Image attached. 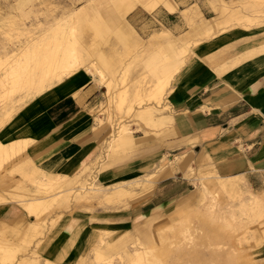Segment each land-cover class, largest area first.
<instances>
[{"label": "rangeland", "instance_id": "rangeland-1", "mask_svg": "<svg viewBox=\"0 0 264 264\" xmlns=\"http://www.w3.org/2000/svg\"><path fill=\"white\" fill-rule=\"evenodd\" d=\"M223 1L230 2L241 15L254 21L221 25L213 30L210 37L202 36L191 33L192 23L183 11L190 13L197 9L208 19L222 21L219 9L223 3L220 0H172L178 7L177 19L183 24L177 31L171 30L174 35L183 36L177 48L180 57H185L186 64L179 74L193 58L202 57L200 54L209 44L213 47L216 41L230 32L248 34L250 42L260 37L264 39V0ZM95 8L99 10L98 19L104 21L102 0H0V116L7 110L12 112L10 120L0 128V135L8 132L17 115L36 98L29 95L27 89L10 84L21 69V63L28 61L32 65V59H28L33 49L52 51L59 44L67 45L70 39L86 41L89 45L96 41L99 51L108 52L113 36L96 37L92 31L81 33L79 23L69 20L80 11L93 18L97 15ZM155 14L138 8L124 17V22L138 32L142 43L125 47L116 42L115 100L110 112L105 94L107 89L93 82L100 92L93 110L99 134V153L87 166L91 172L83 183L85 189L95 186L96 193L87 195L80 185L78 193L68 198L66 206L53 205L43 213L30 215L22 205L23 200L45 196L44 183H49L52 178L49 176L54 174L45 172V176L35 172L25 176L21 167L28 163V159L2 158L0 264H264V207L260 210L246 204L247 198L260 193L253 192L245 180L221 179L210 169L201 170L196 189L170 201L162 210L172 207L162 215L158 214L160 210L154 215L141 213L143 198L140 190L152 188L156 175L149 177L141 171L128 177L131 179L125 178L124 189L128 192L117 194L113 190L123 183L110 174L112 170L126 165L135 166L136 158H142L144 151L149 152L162 143L172 127H149L144 117L134 111L140 104H155V101H150L149 91L155 88L158 76L149 71L151 69L144 60L150 51L157 49L150 43L152 35L163 28L153 21ZM121 15L116 10L113 26L116 32L124 24ZM135 15L142 16L138 23H133ZM58 22H61L60 28ZM27 44L32 48L29 49ZM184 47H187L186 52H183ZM27 50H30L29 57L17 63ZM220 55L225 57L224 53ZM91 59L84 56L80 60L87 65ZM82 71L81 67L77 72ZM176 77L169 85L168 94L173 91ZM123 92L127 93V99L124 105L119 106ZM101 123L104 127L99 128ZM120 125H128L132 130L133 145L109 155V141L119 131ZM81 171L55 175L73 178ZM223 184H227L226 189ZM127 253L130 256H126ZM139 254L141 259L138 260Z\"/></svg>", "mask_w": 264, "mask_h": 264}, {"label": "crops", "instance_id": "crops-1", "mask_svg": "<svg viewBox=\"0 0 264 264\" xmlns=\"http://www.w3.org/2000/svg\"><path fill=\"white\" fill-rule=\"evenodd\" d=\"M177 16L158 10L153 21L177 31L183 25ZM141 18L135 15L133 23ZM247 38L235 33L227 46L216 41L193 58L175 79L173 125L165 140L137 157L135 166L110 173L116 179L141 171L157 176L152 188L140 190L142 214L191 193L205 169L264 193V39ZM99 98L89 76L68 77L26 105L5 136L30 140L23 157L37 169L74 174L99 153L93 114Z\"/></svg>", "mask_w": 264, "mask_h": 264}, {"label": "bare ground", "instance_id": "bare-ground-1", "mask_svg": "<svg viewBox=\"0 0 264 264\" xmlns=\"http://www.w3.org/2000/svg\"><path fill=\"white\" fill-rule=\"evenodd\" d=\"M102 1L105 5L103 10L105 15L104 21L98 19L99 10L96 8L95 15H97L93 18H91L90 14L85 16L84 11H80L72 15L69 20L74 23H79L81 33L92 31L95 33L96 37L99 35L113 36L114 41H111V44H108V52L99 51L96 47V41H93L89 45L86 41L84 43L69 39L67 45L64 44L63 46L56 44L58 46L52 51H46L41 48L33 49L31 52L32 55L28 59H32V65L30 66V62L28 61L21 63L30 55V50H27V54L23 56L22 60H17V63H21V69L17 71V76L12 80L9 79L12 87L22 88V90L27 89L29 95L33 94L35 97H38L46 93L56 83H62L67 77L76 75L82 67L83 71L78 74L89 76L99 87L107 89L105 94L107 96L108 111L110 112L115 100L113 93L115 81L113 78H116L117 73V65L114 58L116 42L125 47H130L132 45L138 46L142 43V39L138 32L131 24L124 22V17L129 12L138 8L140 11H145L148 14H153L163 8L170 14L174 15L177 13L178 7L172 2V0ZM220 1L223 3L219 9L220 15L223 16L222 21L218 18L208 19L197 9L190 13L187 10L183 11L187 14L192 23L191 33H198L199 35L210 37L213 30L218 26L222 25L224 27V25H232L234 22L245 20L248 22L254 21V19H250L248 16L241 15L238 8L233 7L230 2H224L223 0ZM116 10L122 13L121 18H123L124 22L123 26L117 32L113 28L116 23ZM195 17L198 19L194 20ZM58 26V28L62 26L61 22H58ZM235 33L236 32H230L222 37L219 40V44L224 45L228 43ZM182 37V35H174L171 30L166 27H163L161 31L154 33L151 37L150 43L156 46L157 49L153 52L150 51L151 54L149 53L146 55L144 60L146 65L151 69L149 71L158 76V80L155 82V88L149 91L150 101H155V104L148 103L149 106H143V104H140L139 107L134 110L137 115L144 117L145 122L149 127L163 129L166 126H172L173 124L174 106H172L171 92L168 94V91L172 80L179 74L186 64L185 57H180V51L178 52L177 48L179 41L183 40ZM29 43H31V41ZM36 45L39 44H35L34 46ZM27 46L30 49L31 44H27ZM186 51L187 47H184L183 52ZM84 56L92 58L87 65H83L82 63L84 61L80 60L83 59ZM12 75L14 74L12 73ZM144 90L148 92V89L145 88ZM126 95L127 93L125 92L120 94L119 106L124 105V102L127 99ZM167 103H169V105H167ZM170 105L172 107H170ZM129 109H132V106H130ZM11 117L12 112L10 113V110H7L2 114V116H0V128L4 126ZM100 127H104V124L101 123V125H99V128ZM132 134L133 132L128 125H120L119 131L116 132L109 141V155L113 152H120L125 148H130L133 145ZM9 140L10 139L7 138L5 134L0 135V165L3 160L2 158H12L11 160L21 159L26 146L30 142L29 139H19L17 141ZM21 168L25 176L29 173L31 174L35 172H38L41 175H47L44 171L37 169L30 160H28V163H25ZM90 172L91 169L87 167L84 171H81L73 178L61 175L49 176L52 177L49 179V183H44L45 196L23 200V207H25L31 215L33 213H43L53 205L60 207L66 206L65 204L68 198L71 197L73 193H78L77 189L80 185L82 186L81 189L87 192V195L96 193L98 190L95 186H91L87 189L84 188L83 182ZM120 179V182L122 183L126 180L125 178ZM124 184L126 183L119 184L113 190H115L117 194L128 192L124 189ZM231 186L234 187L235 184H232ZM222 187L226 189L227 184H223ZM228 187L230 186L228 185ZM1 199L2 198L0 197V200ZM168 204L170 203H164L161 206L148 211L147 214L154 215V212H158L159 210L160 212L158 214H167L172 206L164 210L162 209ZM246 204L261 208L260 210H262L264 207V193L254 194L247 198ZM38 220L40 221L41 217L38 216ZM126 256H130V253H127ZM140 256L141 255L139 254L138 260L141 259ZM47 264L54 263L47 262Z\"/></svg>", "mask_w": 264, "mask_h": 264}]
</instances>
